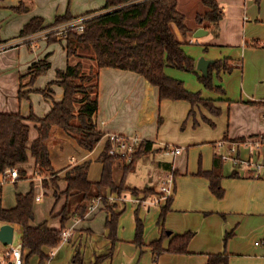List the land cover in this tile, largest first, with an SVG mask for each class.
Instances as JSON below:
<instances>
[{"label":"crops","instance_id":"0c3cea01","mask_svg":"<svg viewBox=\"0 0 264 264\" xmlns=\"http://www.w3.org/2000/svg\"><path fill=\"white\" fill-rule=\"evenodd\" d=\"M214 2L221 15L218 22L203 20L210 11L203 0H177V10L184 17L187 32L182 33L176 25H172V30L181 49L194 59L197 73L201 74L196 69L201 57L214 61L227 59L233 64L231 72L212 74L213 84L224 93L206 89L192 73L169 68L166 74L181 80L188 91L199 92L203 98L212 100L219 110L218 116L200 105L195 106L191 114L192 107L187 101H160L158 89L147 91L143 78L134 72L116 68L98 71V131L103 135L137 136L152 144V151L140 157L127 174L126 190L121 195L133 189L159 193L172 174V200L164 219L159 220L163 204L137 206L130 200H120L109 188L102 189L100 195L92 188L87 212L79 218L75 210L83 195L63 194L67 188L66 174L74 166L88 162V181L99 182L102 175L99 155L107 141L101 139L93 151H88L68 132L54 126L45 142L54 174L41 170L29 156L28 162L19 168L24 172L19 180H4L0 175V208L3 210L16 206V195H25L33 189L32 226L46 223L49 228L60 230L62 210L65 207L68 211L62 229L70 234L68 242H61L56 248L44 246L43 263L39 256H29V250L22 249L23 264H74L72 257L77 252L83 264H93L97 257L106 256L111 248L109 230L105 227L110 214L103 198L114 207L119 218L113 256L101 264H136L138 261L139 264H206L210 255L223 253L227 256L223 264H264V178L236 171L221 159L220 150L215 146L222 139L256 136L264 139V0ZM104 4L105 0H0V113L20 114L25 118L33 114L43 118L64 95L57 72L65 70L68 63L66 38L49 41L43 36L45 30L18 38L23 27L33 18L42 19L43 26L65 15L78 19L90 12L97 13ZM198 29L206 34L196 39L193 35ZM40 61H46L48 66L28 86L32 67ZM19 92L24 96L20 98ZM27 124L30 146L38 133L34 122ZM165 147L183 150L173 157L164 156ZM140 163L145 167H140ZM149 166L162 173L156 170L149 181L139 177L141 184L131 186L129 175L138 171L140 174V170L148 173ZM115 169L116 166L113 181L119 184L122 167L119 180L115 179ZM214 170L221 176L220 186L224 191L221 199L211 194L209 180L199 175ZM56 176L58 180L54 185L52 179ZM156 176L161 177L158 189L152 187ZM43 181L47 182L46 186ZM136 217L143 223L144 253L140 259L139 249L134 244ZM3 225L13 227L10 246L21 244V238L14 242L15 231H19L21 237L20 227L0 221V227ZM163 230L172 236L193 233L187 253L154 255L149 245L162 236ZM226 234L230 236L224 242ZM168 242L169 238L165 239L163 246L167 247ZM10 246L0 243V257ZM5 262L11 264V259Z\"/></svg>","mask_w":264,"mask_h":264},{"label":"trees","instance_id":"16d2710c","mask_svg":"<svg viewBox=\"0 0 264 264\" xmlns=\"http://www.w3.org/2000/svg\"><path fill=\"white\" fill-rule=\"evenodd\" d=\"M259 2L260 0H256ZM203 3L210 8V11L203 16V20L218 22L221 15L218 12L214 0H203ZM84 16H91L84 22L82 33H68L65 38L67 42L66 51L68 63L65 70H58V84L63 88L64 95L60 102L54 103L51 111L43 118H37L33 114L25 118L20 114L0 113V175L10 168H19L26 164L29 156L34 158L36 166L43 171L53 173L49 160V152L45 142L50 137L51 129L54 126L60 127L86 150L93 151L97 143L102 139L96 125V115L98 112V71L102 68H116L127 70L140 75L145 81L147 91L158 89L159 100L187 101L191 107V114L195 106H203L215 116L219 115V110L214 107L213 101L205 99L197 92L188 91L181 80L172 78L166 74V69H175L196 75L198 81L203 86L219 94L224 93L223 89L213 84L212 74L231 72L234 69L229 60H217L210 65L208 74L203 76L195 71V61L181 49L172 25H176L182 33L187 32L184 25V17L177 10V0H105L102 9L97 13H87ZM74 17L65 15L55 19L49 26H43L40 18H33L20 31L18 38H26L42 30L74 20ZM53 38V39H51ZM61 37L50 35L49 41H60ZM28 43V41H26ZM81 44L85 49L93 53V61L96 71H90L89 75L81 73L82 64L79 59L71 61V58H78L76 45ZM46 61H40L33 65L31 78L28 86L33 84L35 78L42 74L47 68ZM89 77L94 78L93 86L85 85ZM93 95L91 96V91ZM44 94V91H41ZM24 93L19 92V97ZM190 114V115H191ZM27 122H34L37 127L38 136L29 146V130ZM243 139V138H241ZM236 139V140H241ZM110 144L106 143L105 148L99 155L102 163V175L99 182L92 184L87 179L89 163L74 166L66 174L67 188L64 195L70 196L72 193L83 195L81 203L75 210L79 218H83L88 209V202L91 196L90 190L95 188L97 195L104 188H109L112 192L121 196L125 192V178L134 168L135 162L145 154L152 151V144L142 141L138 150L132 156L130 162L118 160L109 154ZM118 164L122 167V178L119 184L113 181V169ZM24 172L19 170V180ZM199 175L206 177L210 182V192L216 198L221 199L223 189L220 186L221 176L218 172H200ZM58 177H53L52 183L56 185ZM16 180V181H17ZM47 182L43 181L44 186ZM133 195L140 193L144 197L157 194L153 190L139 191L133 189ZM57 198V195H56ZM172 196L166 199L161 207L159 220H163L169 210ZM103 203L110 216L106 219L105 227L109 230L108 239L111 242L109 253L104 257H97L93 264H101L103 260L113 256L117 238V225L119 214L113 211V206L109 205L103 198ZM34 191L31 189L25 195H16V206L10 210L0 208V221L9 224H17L21 229L22 249L29 250V256L37 255L40 263L46 257L42 248L48 246L56 248L60 245V233L65 226L67 209L64 207L61 217L62 227L54 230L42 223L36 227L31 225L34 219L33 214ZM230 234H226L224 242ZM143 223L136 217V229L134 244L139 249V259L144 253L143 243ZM169 238L167 247L163 246L164 240ZM193 238V233L187 232L182 235L169 234L163 230L162 236L150 243L151 252L158 256L162 253L186 254L188 245ZM226 254L210 255L206 264L226 263ZM72 263L83 264L82 258L77 252L72 257ZM139 264V261L138 263Z\"/></svg>","mask_w":264,"mask_h":264},{"label":"built area","instance_id":"2783aa9c","mask_svg":"<svg viewBox=\"0 0 264 264\" xmlns=\"http://www.w3.org/2000/svg\"><path fill=\"white\" fill-rule=\"evenodd\" d=\"M90 16H82L78 19L65 22L63 24L46 29L43 36L48 38L50 35L65 37L68 33H82L84 22L90 19ZM2 48H0L1 50ZM110 144L109 154L118 160L130 162L142 140L135 137H125L117 134L103 135ZM216 148L220 150V157L223 161L228 162L236 171H244L254 178H264V139L256 137L243 138L241 140L222 139L216 143ZM182 148L165 147L162 150L164 156H176L182 152ZM4 180L16 181L19 178L18 168H10L2 174ZM173 176L170 174L164 185L160 188L159 193L144 197V195H133L131 192L127 195L118 196L122 201L130 200L132 204L144 207H155L164 205L166 199L172 196ZM61 241L68 242L70 234L67 231H61ZM258 244V243H256ZM11 259V264H23L22 245L10 246L3 251L0 257V264H6V260ZM5 262V263H4Z\"/></svg>","mask_w":264,"mask_h":264},{"label":"rangeland","instance_id":"374dc122","mask_svg":"<svg viewBox=\"0 0 264 264\" xmlns=\"http://www.w3.org/2000/svg\"><path fill=\"white\" fill-rule=\"evenodd\" d=\"M91 17V16H90ZM191 43H193V42H191ZM76 51H77V54H78V58H71V61H72V59L73 60H77V59H79L80 60V62H81V64H82V70H81V73L82 74H84V75H89V73H90V71H92L93 70V72H95L96 71V67H95V63H94V61H93V59H92V57H93V53H92V51L91 50H87V49H85L81 44H78V45H76ZM93 84H94V78H92V77H89L88 78V80L85 82V85H87V86H93ZM89 91H91V88L89 89ZM93 92L94 91H91V96L93 95ZM142 165H144L143 163H140V167H142ZM144 167H145V165H144ZM143 167V168H144ZM157 171L159 170V169H156ZM156 170H152V168L149 166L148 167V171H150V172H148V173H146L147 171H142V170H140L141 171V173L139 174V171L137 172V173H135L134 175H132L131 177H130V175H129V177H128V180L130 179V185L131 186H137V184H141V183H138V181H139V177L141 178V179H145L146 181L148 180L149 181V179L151 178V177H154V175H153V173L155 172L156 173ZM115 171V173H114V175H115V179L116 180H119V178H120V175H121V166H120V164H118L117 166H116V169L114 170ZM160 172H161V170H159ZM148 174V175H146V176H144V174ZM150 173V174H149ZM162 173V172H161ZM157 175V174H156ZM147 177H148V179H147ZM150 177V178H149ZM161 183V177H157L156 176V178H155V184L154 185H152V187H154V188H156V189H158L160 186H159V184ZM14 237H15V239H14V242L15 243H17V242H19V238H20V232L19 231H15V233H14ZM1 248V247H0Z\"/></svg>","mask_w":264,"mask_h":264},{"label":"water","instance_id":"95a60500","mask_svg":"<svg viewBox=\"0 0 264 264\" xmlns=\"http://www.w3.org/2000/svg\"><path fill=\"white\" fill-rule=\"evenodd\" d=\"M205 31L203 29H198L193 37L200 38L202 37ZM214 60H208L201 57L196 65V69L203 75L206 76L208 74V69L210 65L214 64ZM0 243L4 246H10L13 243V227L10 225H3L0 227Z\"/></svg>","mask_w":264,"mask_h":264}]
</instances>
